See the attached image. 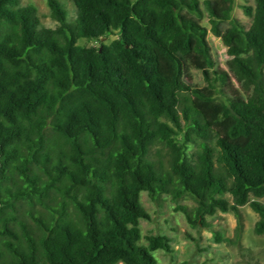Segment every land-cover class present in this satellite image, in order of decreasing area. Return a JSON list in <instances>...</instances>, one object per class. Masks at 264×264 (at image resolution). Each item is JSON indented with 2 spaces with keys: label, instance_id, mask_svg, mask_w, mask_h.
<instances>
[{
  "label": "trees",
  "instance_id": "trees-1",
  "mask_svg": "<svg viewBox=\"0 0 264 264\" xmlns=\"http://www.w3.org/2000/svg\"><path fill=\"white\" fill-rule=\"evenodd\" d=\"M46 2L54 28L33 6L0 0V264H157L152 251L169 252L170 239L141 242L142 191L190 196L191 223L231 211L237 235L248 204L264 234V0L243 6L248 28L233 0L203 1L238 88L216 69L203 87L184 79L214 66L207 28L191 17L199 0H72V22ZM180 116L176 130L168 119ZM192 134L202 139L194 160ZM156 143L171 150L169 171L149 156ZM19 201L46 214L29 227Z\"/></svg>",
  "mask_w": 264,
  "mask_h": 264
},
{
  "label": "rangeland",
  "instance_id": "rangeland-1",
  "mask_svg": "<svg viewBox=\"0 0 264 264\" xmlns=\"http://www.w3.org/2000/svg\"><path fill=\"white\" fill-rule=\"evenodd\" d=\"M59 1L66 10L68 21L72 22L75 16L72 0ZM203 1L199 0L200 14L191 15V17L207 28V41L214 66L203 69L191 67L184 79L192 86L203 87L206 85L204 71L212 74L213 69H216L226 71L233 88H238L239 83L228 66L230 56L227 53V46L224 44L221 35L213 33L211 17L204 8ZM212 1L220 3V0ZM233 1L231 16L243 24L245 28H248L253 17L244 12L243 6L254 7L255 0ZM19 5L33 6L41 26L56 27L57 22L52 18L46 0H20ZM228 25V20L219 23L222 33ZM116 36V33H110L102 41L109 43ZM79 42L98 45V42L86 39H81ZM182 96L186 95L182 94ZM180 106L183 107V103ZM168 121L176 130H180L177 126L178 123L182 129L184 127L182 116L177 123L173 119H168ZM201 140L192 134L191 139L187 141L186 150L190 156L193 155L192 160L195 159V152L201 148ZM209 144L215 146L214 140H209ZM170 152L169 147L156 143L151 146L149 156L164 171H169ZM222 196L231 200L228 193ZM259 200L264 202V198ZM140 201L150 215L149 218L140 219L141 242L146 243V236L151 234L167 235L170 239L171 250L169 252L163 249L152 251L157 264H264V234L255 233L254 226L258 214L248 204L240 207L243 227L240 234L237 235L238 221L231 211L217 210L212 215H206L204 223H201L200 220L191 223L187 216L194 217L197 203L190 196L174 198L172 193H163L158 200L153 201L146 191H142ZM16 205L18 218L25 221L29 227L35 226V221L31 217L32 214H46V208L39 203L30 206L25 201H19ZM15 228L18 229L17 226Z\"/></svg>",
  "mask_w": 264,
  "mask_h": 264
}]
</instances>
